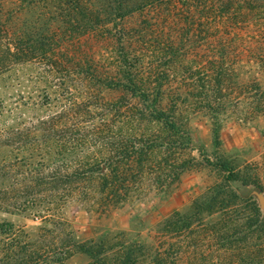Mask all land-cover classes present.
Instances as JSON below:
<instances>
[{"label":"trees","instance_id":"16d2710c","mask_svg":"<svg viewBox=\"0 0 264 264\" xmlns=\"http://www.w3.org/2000/svg\"><path fill=\"white\" fill-rule=\"evenodd\" d=\"M23 62L59 75L65 101L30 126L0 128V148L13 153L0 154V180H11L0 209L32 207L56 236L0 223V264L74 252L90 264H264V210L231 184L264 185L228 160L216 163L220 183L160 221L150 241L124 232L81 241L52 212L74 195L119 204L146 181L166 191L191 167L183 152L195 114H209L216 141L232 107L264 115V0H0V72Z\"/></svg>","mask_w":264,"mask_h":264},{"label":"rangeland","instance_id":"374dc122","mask_svg":"<svg viewBox=\"0 0 264 264\" xmlns=\"http://www.w3.org/2000/svg\"><path fill=\"white\" fill-rule=\"evenodd\" d=\"M81 45L91 46L98 52L107 50L106 43L94 39L90 42L83 39ZM258 77L264 85V73ZM60 83L59 75L50 73L37 62L15 64L0 72V128L30 126L38 119L58 111L64 104L66 94ZM249 111L244 105L232 107L229 112L227 110L217 141L209 114L201 112L193 115L190 121L192 148L183 152L184 159L193 160L191 167L166 191L146 181L119 204L101 208L74 195L64 207L52 212L56 217H63L81 241L119 232H124L128 238L150 241L160 221L175 210L187 207L196 197L220 183L222 174L216 166L218 160H228L245 174L257 173L264 185V115L250 114ZM3 153L13 156L9 148H0V154ZM9 184L11 180L6 183L0 180V187ZM231 187L241 196H255L264 210V192L255 185L246 186L237 181ZM31 208L12 211L0 209V223L7 221L24 226L34 239L46 234L48 243H52L56 226L42 222ZM90 262L87 254L74 252L64 261L52 264Z\"/></svg>","mask_w":264,"mask_h":264}]
</instances>
